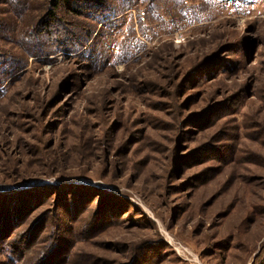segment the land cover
Returning a JSON list of instances; mask_svg holds the SVG:
<instances>
[{
  "label": "rangeland",
  "instance_id": "374dc122",
  "mask_svg": "<svg viewBox=\"0 0 264 264\" xmlns=\"http://www.w3.org/2000/svg\"><path fill=\"white\" fill-rule=\"evenodd\" d=\"M71 8L0 0V264H264V0Z\"/></svg>",
  "mask_w": 264,
  "mask_h": 264
},
{
  "label": "trees",
  "instance_id": "16d2710c",
  "mask_svg": "<svg viewBox=\"0 0 264 264\" xmlns=\"http://www.w3.org/2000/svg\"><path fill=\"white\" fill-rule=\"evenodd\" d=\"M231 1H244V0H231ZM49 3L51 5V8L54 10L56 7H60L61 5L63 6H67L69 7L70 9H73L71 8V0H49ZM52 10V12H53ZM75 10V8L73 9ZM51 15V12L50 14ZM53 15V14H52ZM52 18V17H51ZM44 21V20H43ZM45 25L48 24V22L44 21ZM79 199V198H78Z\"/></svg>",
  "mask_w": 264,
  "mask_h": 264
}]
</instances>
